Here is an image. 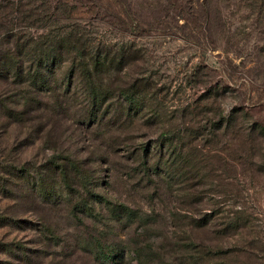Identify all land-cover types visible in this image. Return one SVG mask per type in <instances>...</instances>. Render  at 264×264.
Returning a JSON list of instances; mask_svg holds the SVG:
<instances>
[{"label":"rangeland","instance_id":"1","mask_svg":"<svg viewBox=\"0 0 264 264\" xmlns=\"http://www.w3.org/2000/svg\"><path fill=\"white\" fill-rule=\"evenodd\" d=\"M48 1L29 22L60 9L73 17L60 25L124 42L135 61L126 72L161 90L168 115H120L118 121L109 116L98 124L85 116L84 103L61 96L63 106L58 94H50L39 123L33 117L38 113L11 102L17 99L15 86L6 90L0 84V101L5 99L0 105V264H101L99 248L108 247L137 253L127 254L125 262L119 256L118 264H195L189 246L198 239L231 250L233 264H264V136L248 129L255 122L264 127V0ZM25 9L39 12L40 5ZM125 21L131 26L122 35ZM49 23L50 17L38 24ZM230 115L238 118V128L242 123L246 128L242 139L237 128L230 151V136L222 134L218 155L197 160L222 184L218 201L225 203L224 219L233 227L198 229L195 218L211 206L181 211L184 197L158 177L150 180L135 163V148L158 137L164 121L193 126L203 143L200 135ZM61 155L71 156L89 175V189L73 171L71 200L60 195L47 200L31 190L27 178L21 180L23 171L46 176L42 166ZM46 178L51 183L53 178ZM89 190L113 205H126L132 218L120 220L93 203ZM87 203L95 214L85 212Z\"/></svg>","mask_w":264,"mask_h":264},{"label":"trees","instance_id":"2","mask_svg":"<svg viewBox=\"0 0 264 264\" xmlns=\"http://www.w3.org/2000/svg\"><path fill=\"white\" fill-rule=\"evenodd\" d=\"M3 1L4 4L0 5V84L6 90H12L11 86H15L17 99L11 101L15 107L22 105L25 110L28 108L27 112L34 110L38 114L33 117L41 123L49 104L47 96L58 94L57 100L63 106L64 96L68 100L70 96L75 104L84 103L85 116L98 124L105 122L109 116L118 121L120 115L131 119L139 114L146 117L151 114L159 118L168 115L166 105L159 97L161 90L156 89V85L150 84L145 77L132 79L126 72L127 67L135 61L124 42L116 41L113 35H102L101 39L91 37L92 34L85 27L60 25L73 17L64 11L58 13L60 9L55 7L54 14H49L51 23L48 25L38 24L48 22L49 17L46 19L45 16H38L29 22L34 19L33 13L41 15V9L46 8L44 3L49 2L48 0ZM37 3L40 5L39 12L25 9ZM113 17L117 20L116 15ZM119 18L120 21L126 20L121 15ZM130 26L125 21V31L121 34H127ZM4 103L5 99L0 101V105ZM184 111L183 108L181 114L185 115ZM237 120L235 115H230L228 119L218 123L217 127L202 133L200 136L203 143L198 141L199 134L193 126L180 128L169 126L164 121L158 137L135 148V163L148 178L151 180L152 177H158L172 191L184 197L183 203L186 206L180 208L181 211L191 206H211L209 212L195 218L198 229L213 227L222 232L233 227L224 219L225 203L218 201L222 184L215 182L217 178L211 174L212 168H206L205 163L198 166L197 158L218 155L216 153L221 151L219 139L222 134L230 136L228 149L233 150ZM243 129L246 128L242 123L241 129L238 128L240 140ZM248 129L251 133L259 129L260 137L264 136V127L256 122ZM42 168L53 178L51 183L47 182V175L36 173L34 176L29 171L22 172L21 180L27 178L26 182L31 185V190L35 194L44 195L47 200L55 199L58 195L66 201L71 200L74 191L73 171L81 178L85 188L89 189V175L78 170L79 165L71 156H55ZM209 184L213 187L208 188L206 185ZM90 194L93 203L106 206L114 214H119L120 220L132 218L133 212L126 205H113V202L101 194ZM206 200L211 203L205 202ZM82 206L87 214H95L94 207L89 206V203ZM84 208L80 207L79 210L84 212ZM232 223L235 226L238 224L237 221ZM189 247L190 250H195V264H233L228 260L232 251L221 245L198 239L197 242L192 240ZM99 251L101 264H118L119 256L125 262L127 254H131L129 256L133 258L137 254L134 250L130 253H117L111 247L99 248Z\"/></svg>","mask_w":264,"mask_h":264}]
</instances>
